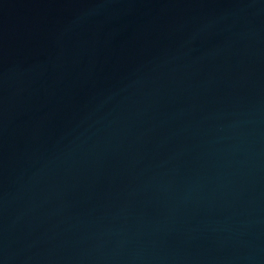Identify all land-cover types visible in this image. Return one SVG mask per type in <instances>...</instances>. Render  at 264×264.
Here are the masks:
<instances>
[{"label":"water","instance_id":"95a60500","mask_svg":"<svg viewBox=\"0 0 264 264\" xmlns=\"http://www.w3.org/2000/svg\"><path fill=\"white\" fill-rule=\"evenodd\" d=\"M0 264H264V0H0Z\"/></svg>","mask_w":264,"mask_h":264}]
</instances>
